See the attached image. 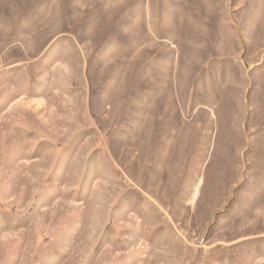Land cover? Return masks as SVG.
Returning <instances> with one entry per match:
<instances>
[{"label":"rangeland","instance_id":"374dc122","mask_svg":"<svg viewBox=\"0 0 264 264\" xmlns=\"http://www.w3.org/2000/svg\"><path fill=\"white\" fill-rule=\"evenodd\" d=\"M0 264H264V0H0Z\"/></svg>","mask_w":264,"mask_h":264}]
</instances>
